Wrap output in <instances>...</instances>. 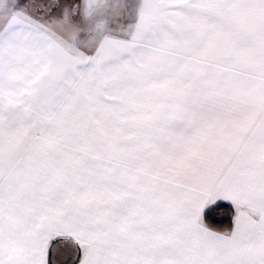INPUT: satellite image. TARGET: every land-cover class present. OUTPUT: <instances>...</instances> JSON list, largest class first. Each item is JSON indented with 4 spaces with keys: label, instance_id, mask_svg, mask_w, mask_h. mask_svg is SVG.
I'll return each instance as SVG.
<instances>
[{
    "label": "snow or ice",
    "instance_id": "1",
    "mask_svg": "<svg viewBox=\"0 0 264 264\" xmlns=\"http://www.w3.org/2000/svg\"><path fill=\"white\" fill-rule=\"evenodd\" d=\"M0 264H264V0H0Z\"/></svg>",
    "mask_w": 264,
    "mask_h": 264
}]
</instances>
